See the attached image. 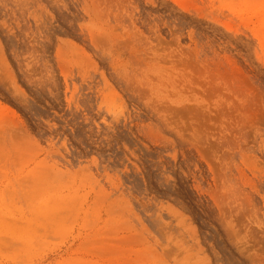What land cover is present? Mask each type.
Instances as JSON below:
<instances>
[{
	"label": "rangeland",
	"instance_id": "rangeland-1",
	"mask_svg": "<svg viewBox=\"0 0 264 264\" xmlns=\"http://www.w3.org/2000/svg\"><path fill=\"white\" fill-rule=\"evenodd\" d=\"M0 264H264V0H0Z\"/></svg>",
	"mask_w": 264,
	"mask_h": 264
}]
</instances>
